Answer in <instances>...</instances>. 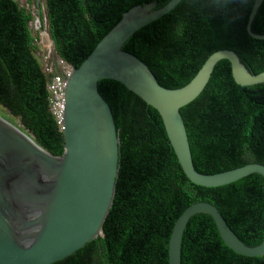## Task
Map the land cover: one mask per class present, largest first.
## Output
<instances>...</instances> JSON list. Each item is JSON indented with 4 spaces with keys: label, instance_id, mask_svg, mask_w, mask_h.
<instances>
[{
    "label": "trees",
    "instance_id": "trees-1",
    "mask_svg": "<svg viewBox=\"0 0 264 264\" xmlns=\"http://www.w3.org/2000/svg\"><path fill=\"white\" fill-rule=\"evenodd\" d=\"M170 0H46L55 53L80 66L99 41L135 5ZM255 0H182L170 13L138 30L123 49L141 58L167 88L186 85L208 57L232 49L253 73L264 71V39L248 34ZM33 13L16 0H0V105L55 156L64 135L50 110L48 75L35 55ZM264 34V2L252 24ZM120 138L119 176L103 234L53 264H169L175 222L198 201L215 204L242 241L264 240V177L253 173L231 184L205 187L189 180L160 113L122 83L103 79ZM195 168L219 173L264 164V83L243 86L229 60L215 67L203 92L181 109ZM182 264H264L223 241L209 214L193 216L184 232Z\"/></svg>",
    "mask_w": 264,
    "mask_h": 264
},
{
    "label": "water",
    "instance_id": "water-1",
    "mask_svg": "<svg viewBox=\"0 0 264 264\" xmlns=\"http://www.w3.org/2000/svg\"><path fill=\"white\" fill-rule=\"evenodd\" d=\"M182 0L158 7L156 1L135 5L99 41L80 66H72L62 119L64 153L55 156L0 115V264H53L74 254L103 234L119 176L120 138L114 113L99 90V81L116 80L161 115L170 143L189 180L219 187L253 173L264 177V164L251 162L219 173L199 172L194 165L181 109L206 88L216 65L231 63L243 86L264 83V71L253 73L232 49L212 53L186 85L162 86L149 65L123 49L144 26L173 11ZM264 0H255L247 31L264 34L252 24ZM53 43V41H52ZM209 214L223 241L245 256L264 255V240L251 246L235 233L219 208L209 201L189 205L174 224L169 264H182V244L190 219Z\"/></svg>",
    "mask_w": 264,
    "mask_h": 264
},
{
    "label": "rangeland",
    "instance_id": "rangeland-1",
    "mask_svg": "<svg viewBox=\"0 0 264 264\" xmlns=\"http://www.w3.org/2000/svg\"><path fill=\"white\" fill-rule=\"evenodd\" d=\"M20 6L26 8L28 11L33 13V19L30 22V27L33 34L36 37V49L35 55L40 60L43 65L46 61V58L49 56L51 60H55L57 57L52 43L50 33H49V24L47 19V9H46V0H16ZM48 35V37H47ZM0 115L5 117L15 126L20 127L24 130L23 126L20 123V120L14 117L7 109L0 105ZM30 136H32L28 131L24 130ZM33 137V136H32Z\"/></svg>",
    "mask_w": 264,
    "mask_h": 264
},
{
    "label": "built area",
    "instance_id": "built-area-1",
    "mask_svg": "<svg viewBox=\"0 0 264 264\" xmlns=\"http://www.w3.org/2000/svg\"><path fill=\"white\" fill-rule=\"evenodd\" d=\"M43 67L45 72L50 75L48 83L50 110L62 129V119L66 104V86L72 74V65L59 56L55 60H51L48 56Z\"/></svg>",
    "mask_w": 264,
    "mask_h": 264
},
{
    "label": "clouds",
    "instance_id": "clouds-1",
    "mask_svg": "<svg viewBox=\"0 0 264 264\" xmlns=\"http://www.w3.org/2000/svg\"><path fill=\"white\" fill-rule=\"evenodd\" d=\"M229 3H230V0H223L224 7H227Z\"/></svg>",
    "mask_w": 264,
    "mask_h": 264
},
{
    "label": "bare ground",
    "instance_id": "bare-ground-1",
    "mask_svg": "<svg viewBox=\"0 0 264 264\" xmlns=\"http://www.w3.org/2000/svg\"><path fill=\"white\" fill-rule=\"evenodd\" d=\"M47 37H48V35H47ZM5 118V117H4Z\"/></svg>",
    "mask_w": 264,
    "mask_h": 264
}]
</instances>
